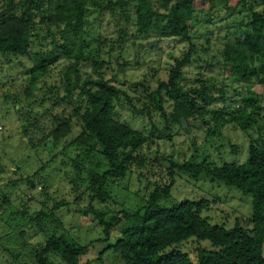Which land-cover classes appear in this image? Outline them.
Here are the masks:
<instances>
[{"label":"rangeland","instance_id":"rangeland-1","mask_svg":"<svg viewBox=\"0 0 264 264\" xmlns=\"http://www.w3.org/2000/svg\"><path fill=\"white\" fill-rule=\"evenodd\" d=\"M87 1L89 24L85 28V40L88 45L84 52L91 62L80 65L78 75L71 70L75 60L60 54V61L38 83L32 97L24 100L22 95L15 101L12 96L22 91L33 63L26 59L8 63L0 58V264H37L36 253L52 237L69 236L84 245L96 240L101 229L95 222L94 212L109 210L110 214H119L143 206L157 186L163 187L170 181L166 158L172 157L177 163L206 161L208 167H222L227 163L241 165L247 160L250 141L260 142L264 136V89L260 86L253 87L260 96L262 107L258 125L244 132L228 123L212 133L217 127L215 112L224 111L223 119L230 121L241 107L245 91L232 81V73L225 69L223 50L229 29L248 20V8L243 6L248 7L254 1L245 0V5L237 7L232 1L228 8L218 4L210 6L204 0L196 1L190 24L194 53L191 64L182 71L180 88L185 94L192 95L206 82L208 95L214 102L208 107L209 114L203 122L187 123L184 130L154 112L151 120L146 105L157 81L168 80L172 65L185 56L189 43L163 37L162 22L159 34L139 35L131 4L129 19L125 20L109 12H100L99 6L108 0ZM48 7L47 0L34 3L32 53L54 51V43L59 46L65 43L63 36H52L49 32ZM122 28L126 32L119 40L115 33ZM106 46H114L111 56L99 52L101 47L105 51ZM100 57L111 61L100 73L106 80H114L125 95L119 107L121 122L146 136L155 137L152 146L139 154L136 166L109 188L111 198L107 203L91 198L87 193L91 174L102 176L109 165L97 148L87 152L86 148L71 144V140L79 135V128L74 129L69 139L56 145L49 141L38 149L29 146L24 133V129L50 110L55 101L66 97L68 79L72 82L78 77L96 79L99 74L92 63ZM78 95L76 93L73 100ZM175 178L172 196L161 203L162 207L170 208L185 201H208L212 210L206 216L210 217L211 223L228 227H233L238 219L247 220L252 215L251 197L235 189L205 175L193 178L190 174L179 173ZM124 226L122 223L117 232L120 233ZM196 249L194 244H188L180 250L194 255ZM103 250V244H95L81 258V263L121 264L115 254H102ZM100 255L101 261L98 260Z\"/></svg>","mask_w":264,"mask_h":264},{"label":"trees","instance_id":"trees-1","mask_svg":"<svg viewBox=\"0 0 264 264\" xmlns=\"http://www.w3.org/2000/svg\"><path fill=\"white\" fill-rule=\"evenodd\" d=\"M36 1L0 0V58L8 63H19L23 59L33 63L22 91L12 96L15 101L22 95L24 100L32 97L38 83L60 61V54L68 60H75L71 68L75 75L79 74L80 65L91 62L84 52L88 45L85 40V28L89 24L88 1L47 0L49 32L52 36H63L65 43L61 46L54 43V51L32 53L31 39L35 35L33 7ZM196 1L108 0L99 6L102 14L109 12L112 16L118 15L128 20L131 4L139 35L148 37L153 33L159 34L162 22L163 37L189 43L185 56L172 65L168 80L157 81L155 90L149 94L151 100L146 105L151 120L154 112L170 119L182 130V119L188 125L203 122L209 114L208 107L214 102L208 95L206 82L192 95L185 94L180 88L182 71L191 64L194 53L190 24L193 22ZM232 1L236 7L245 5V0H204L210 6L218 4L225 8ZM252 1L254 3L248 7L243 6L248 8V20L229 29L223 50L225 69L232 73V81L245 91L241 107L230 121L223 119L224 111L215 112L217 127L212 133L228 123L247 132L258 125V119L262 117L260 96L253 91V87L264 89V0ZM56 2H60L57 8ZM125 32L124 28L116 32L117 39L120 40ZM113 49L114 46H106L103 51L101 47L99 52L111 56ZM110 63L104 57L94 59L92 66L98 77L85 80L78 77L74 82L68 79L66 97L55 101L50 110L24 129L29 146L38 149L49 141L56 145L69 139L74 129L79 128L80 133L71 140V144L86 148L87 152L97 148L109 165L102 176L91 174L92 182L87 191L89 197L102 203L110 200L109 188L136 166L139 154L152 146L155 138L121 122L119 107L125 95L114 80H106L100 73ZM235 91L239 92L238 89ZM76 93L79 95L73 100ZM237 95L240 97L241 93ZM223 100L226 101L225 98ZM20 111L21 108L17 113ZM164 160L170 166V181L163 187L157 186L143 206L119 214H110L109 210L94 212L95 222L101 229L99 238L84 245L69 236L52 237L36 253L37 264H82L81 258L98 243L104 245L102 254H115L121 264H264V136L260 142L250 141L247 160L241 165L227 163L222 167H208L206 161L177 163L172 157ZM179 173L190 174L193 178L205 175L251 197V217L238 219L233 227H228L211 223L210 217L206 216L212 210L208 201H185L170 208L162 207L161 203L171 198L175 176ZM29 185L33 183L29 182ZM84 214L88 215L86 212ZM122 223L125 226L118 233L117 229ZM205 242L209 246H203ZM188 244L197 246L194 255L181 252L180 249ZM101 256L99 261L102 260Z\"/></svg>","mask_w":264,"mask_h":264},{"label":"water","instance_id":"water-1","mask_svg":"<svg viewBox=\"0 0 264 264\" xmlns=\"http://www.w3.org/2000/svg\"><path fill=\"white\" fill-rule=\"evenodd\" d=\"M55 6H56V8H57V6H58V2H56L55 3ZM156 43H154V44H149V47H152L153 45H155ZM182 126H183V128L184 129H187V122L184 120V119H182Z\"/></svg>","mask_w":264,"mask_h":264}]
</instances>
